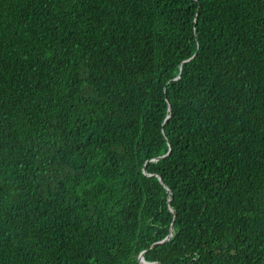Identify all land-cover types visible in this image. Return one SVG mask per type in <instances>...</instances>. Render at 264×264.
I'll list each match as a JSON object with an SVG mask.
<instances>
[{"label": "trees", "instance_id": "trees-1", "mask_svg": "<svg viewBox=\"0 0 264 264\" xmlns=\"http://www.w3.org/2000/svg\"><path fill=\"white\" fill-rule=\"evenodd\" d=\"M0 264H264V0H0Z\"/></svg>", "mask_w": 264, "mask_h": 264}, {"label": "water", "instance_id": "water-1", "mask_svg": "<svg viewBox=\"0 0 264 264\" xmlns=\"http://www.w3.org/2000/svg\"><path fill=\"white\" fill-rule=\"evenodd\" d=\"M167 239H168V237H167L165 240H167ZM165 240H164V241H165ZM141 261H143V262H144V260H143V257H142V256H141ZM144 263H145V262H144Z\"/></svg>", "mask_w": 264, "mask_h": 264}]
</instances>
